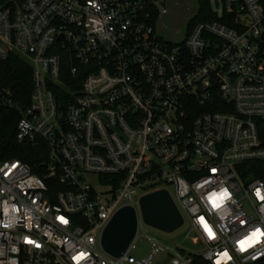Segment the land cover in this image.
<instances>
[{"label":"built area","instance_id":"obj_1","mask_svg":"<svg viewBox=\"0 0 264 264\" xmlns=\"http://www.w3.org/2000/svg\"><path fill=\"white\" fill-rule=\"evenodd\" d=\"M215 3L174 43L163 0H0V58L32 67L16 139L48 150L45 177L0 162V264H191L146 230L150 252L131 254L139 199L160 189L206 261L264 264V181L238 169L264 160V0ZM0 105L17 106L11 89ZM125 205L137 232L113 257L102 232Z\"/></svg>","mask_w":264,"mask_h":264},{"label":"trees","instance_id":"obj_2","mask_svg":"<svg viewBox=\"0 0 264 264\" xmlns=\"http://www.w3.org/2000/svg\"><path fill=\"white\" fill-rule=\"evenodd\" d=\"M198 13L189 21L187 31L203 20L218 19L210 0H197ZM11 89L14 93L16 107L7 108L0 105V162L18 159L28 164L33 173L45 177L48 150L44 143L33 145L29 142L19 143L16 139L17 123L21 117L18 106L29 103L33 89L32 67L26 57L12 54L6 59L0 58V92ZM239 173L243 179H261L264 181V160H247L242 162ZM50 179H47V182ZM184 251V250H182ZM191 264H211L200 253H189Z\"/></svg>","mask_w":264,"mask_h":264},{"label":"water","instance_id":"obj_3","mask_svg":"<svg viewBox=\"0 0 264 264\" xmlns=\"http://www.w3.org/2000/svg\"><path fill=\"white\" fill-rule=\"evenodd\" d=\"M139 215L146 225L168 233L184 224V217L167 189L142 195L139 199ZM137 227L136 208L132 205L119 208L102 232V248L113 257L122 256L135 238Z\"/></svg>","mask_w":264,"mask_h":264},{"label":"rangeland","instance_id":"obj_4","mask_svg":"<svg viewBox=\"0 0 264 264\" xmlns=\"http://www.w3.org/2000/svg\"><path fill=\"white\" fill-rule=\"evenodd\" d=\"M210 1L211 5L215 8V0ZM163 5L167 8V13L162 14L158 18L156 24L157 32L165 40L174 43L181 42L186 37L189 21L198 13V1L163 0ZM170 189L173 192L171 187ZM190 229L191 225L187 218L180 228L170 233L150 227L141 221L136 239L137 249L132 250L131 254L135 258L141 259L146 257L150 252L149 243L145 237L141 236L143 230L157 237L165 246L179 248L187 253H201L205 249V246L202 243L195 244L192 241ZM153 261L155 264H167L169 262V255L167 252H159L154 256Z\"/></svg>","mask_w":264,"mask_h":264},{"label":"snow or ice","instance_id":"obj_5","mask_svg":"<svg viewBox=\"0 0 264 264\" xmlns=\"http://www.w3.org/2000/svg\"><path fill=\"white\" fill-rule=\"evenodd\" d=\"M257 195L258 197L260 196V192L259 190H257ZM262 199H264V197H261ZM257 232H259V230H257ZM255 235V234H254ZM245 244L244 241H241V245L243 246ZM242 250H243V247H242ZM223 255L227 256V253H224ZM83 256V254H81V257Z\"/></svg>","mask_w":264,"mask_h":264}]
</instances>
